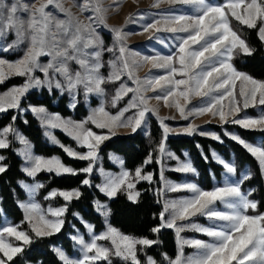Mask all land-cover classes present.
Masks as SVG:
<instances>
[{
	"label": "snow or ice",
	"instance_id": "6c2138e0",
	"mask_svg": "<svg viewBox=\"0 0 264 264\" xmlns=\"http://www.w3.org/2000/svg\"><path fill=\"white\" fill-rule=\"evenodd\" d=\"M160 2L161 0H156L153 6L158 7ZM169 2L189 5L194 9V14L169 15L143 26L144 31L155 29L184 35L177 36V50L174 55L142 58L145 63L151 62L153 67L165 69L166 74L141 80L136 75V69L141 67V64L134 58L129 60V55L134 57L138 54H129L124 43L127 34L123 33L122 28L107 24L106 10L103 9L101 0H84V3L80 5L81 11L86 10L89 4L93 5L96 16L89 17L88 24H84L69 9H65L61 0H44L39 7L35 4L6 5L4 0H0V37H6L10 32H14L16 36L12 44L0 46V52L15 50L19 45L25 44L24 54L20 59L10 62L0 58V83L13 75L26 77L23 86L0 93V113L7 112L9 109L22 111L21 98L33 87L46 85L50 91L53 86L61 92L68 91L73 97L71 106L75 107L76 92L80 86H83L86 95L95 93L103 96L105 94L103 85L120 81L124 75H127L135 84V87H128L121 83L117 89L112 100L113 107L129 92L133 93V97L128 105L115 115L106 111L103 103L99 108L93 109L86 120L80 122L65 120L58 114L48 113L44 107L30 108L42 125L49 129L46 135L53 143L59 144L69 157L89 162L83 169L77 170L66 166L59 157L45 158L32 155L29 141L11 124L0 129V149L10 146L8 136L13 134L25 146L19 150V154L30 165L23 169L30 177H35L41 171L54 172L56 175H78L82 172L90 176L98 158L100 144L116 135V129L130 127L132 132H136L145 121L147 113L158 116V109L149 104L151 99L163 101L167 107H175L185 120L189 116L211 114L213 117L218 116L222 123H233L246 130L264 132V111L257 118L245 115L241 118L229 119V117L238 116L249 107L264 106V81L256 80L240 72L231 62L236 55L250 56L255 51L232 27L233 20L249 29H257L258 38L264 42V0H223L220 4L212 3L210 0H169ZM50 5L64 12L65 19H57L50 11H46ZM19 11L28 13V19L22 20L17 15ZM97 20L110 28L119 45L118 48L106 49L108 52L118 51L119 53L115 60L108 61L112 71L107 77L100 71L104 66L103 40L92 27V23ZM41 57H50V60L47 63H41ZM71 62L79 66L78 71L70 69ZM36 71L43 73V80L35 76ZM56 74L63 77V84L55 79ZM237 81L240 82L239 86ZM149 91L156 95L147 96L146 93ZM193 97L203 98L201 105L188 109L186 112V105L191 103ZM181 100L185 103L182 104ZM134 108L137 109L135 114L125 117V113ZM12 119L15 121L16 117L13 116ZM165 119L167 118H159L163 128V138L158 149L161 156L165 154L164 141L170 132L176 131L164 123ZM89 123L96 128L107 129V134L98 135L85 127ZM57 128L62 129L75 140L78 146L86 147L87 151L78 153L60 144L50 131ZM197 130L198 126L193 123L182 129L189 135ZM225 134L238 142L256 159L261 175L264 176V144L253 145L239 135L227 132ZM211 135L214 139L220 140L218 135L214 133ZM168 155L172 156L171 153ZM213 156L223 165L227 173L236 174L237 169L234 163L225 162L215 153ZM113 159L118 160L116 157ZM4 160L5 157L0 155V174L7 170V165L3 164ZM119 162L122 164V161ZM151 162L152 156L149 155L145 164ZM174 170L184 173L196 172L190 162L181 163ZM100 175L103 177V182L96 187L101 192L108 197H115L119 191L123 190L133 203H136L141 195L135 190L136 183L140 180L148 182L153 180L151 173L142 174V168H137L134 174L127 170L113 174L101 168ZM251 177V171L246 170L238 180L214 187L212 190H204L194 183L165 182L167 191L191 193L188 197L163 201V208L159 213L160 224L150 229L154 234L160 233L161 229L175 230L178 251L175 259L169 257L167 253L163 254L168 264H264V213L258 211L257 201L249 199L255 189H249L247 193L241 190L243 182ZM161 179H164L163 168ZM82 184L92 186L88 178L84 179ZM23 187L30 193V202L22 203L20 207L24 209L25 220L31 232L35 237H48L59 232L64 224L62 216L67 211V205L45 210L34 201L35 193L44 185L25 184ZM57 195L70 202L73 198L78 199L82 194L79 189L53 190L45 199H51ZM217 202L223 206L224 210L217 208ZM95 207L107 222L110 214L107 205L95 201ZM249 210H252L254 214H249ZM197 215L206 216L213 225L204 227L195 223H185ZM19 227V225L0 227V253L3 254L0 256V264H8V261L23 251V246L32 243V237L27 232L18 230ZM87 227L92 233L93 226L87 225ZM185 229L203 233L211 239H184L181 233ZM9 237H14L15 241H22L23 244L14 246L15 242H8ZM72 239L81 246L83 255L79 259H73L63 250L53 249L63 264H96L97 261L112 264L111 256L119 257L127 264H141L137 256V245L143 246L141 248L143 251L144 248L159 243L158 240L147 237L123 234L111 225H108L105 232L92 235L90 241H85L82 236L72 237ZM99 241H109L110 244L106 246L98 243ZM185 246L196 249V252L192 256H185ZM146 264H156V261L152 257H146Z\"/></svg>",
	"mask_w": 264,
	"mask_h": 264
},
{
	"label": "trees",
	"instance_id": "16d2710c",
	"mask_svg": "<svg viewBox=\"0 0 264 264\" xmlns=\"http://www.w3.org/2000/svg\"><path fill=\"white\" fill-rule=\"evenodd\" d=\"M217 1L223 3V0ZM232 27L238 31L255 51L250 56L236 55L231 62L239 71L263 80L264 42H261L258 38V30L249 29L235 20L232 21ZM4 55L9 58L15 56L13 53L11 55L4 53ZM103 69L105 72L106 67L104 66ZM23 81L24 78L22 76H11L3 83H0V89H6ZM31 104L43 105L49 111H56L62 116H70L79 120L85 119L88 114V107L85 104L82 93L78 94L75 107H71L69 95L56 88H52L51 91L46 87H42L40 90L31 89L27 91L21 98L20 108L28 107ZM247 111L251 114L256 113L253 107L248 108ZM13 116L16 117L15 121L12 119ZM9 124L15 126L31 140L33 149L37 154L43 156L57 155L62 162L77 170L83 169L88 165V161L69 157L59 145L49 143L43 126L31 111L9 109L7 112L0 113V129ZM87 125L96 131L102 130L91 123ZM208 126L219 134L220 140L197 133L191 135L179 134L168 135L165 144L181 158L184 157L185 151L188 153L197 171L194 179L205 190L213 188L215 180L221 179L224 170V167L213 159V150L219 152L226 160H233L237 169L235 175L239 178L243 169L248 166L252 177L243 182L241 190L247 193L249 189H255L249 199L257 201L258 211L263 212L264 176L261 175L259 165L246 149L225 134V130L233 131L241 138L251 142L260 140V144H264V132L246 130L233 123H209ZM54 134L63 144L71 145L79 150L85 149V147L78 146L75 140L61 130H55ZM8 137L10 146L0 149L1 155L5 157L3 164L7 165V170L0 174V222L6 216L11 224L19 225L20 229L25 230L32 237V243L23 246V251L15 255L11 261H8V264H63L56 252L53 251L54 247L61 245L68 253H73L75 248L70 233L76 227L84 232L86 231L85 225L75 213L80 214L84 220L91 222L95 230H102L106 226L102 215L96 210L95 199L108 202L110 209L109 222L119 231L132 236L147 237L148 239L159 241L157 244L144 248L143 251H141L143 246L137 245V256L141 264H146L148 255L153 256L156 264H168L163 257L164 253H167L172 259L176 257L178 246L174 231L172 229H161L158 234L150 231L153 227L159 226V213L163 208L162 203L153 190L159 180V165L156 155L163 138V130L154 117L150 118L148 133L138 129L136 132L116 134L103 141L98 151L105 168L117 169V166L109 160V152L112 151L123 158L124 167L130 171L137 167H142V169L152 172V182L141 180L136 183V188L141 193L136 203L131 202L123 190L119 191L115 197H108L93 183L91 187L83 185L82 181L87 177V174L82 172L78 175H56L54 172L41 171L35 177L28 176L22 169L23 160L15 150L19 142L15 141L11 135ZM149 155L152 156V162L145 164ZM167 173L175 179H182L183 177V173L180 172L168 171ZM91 178L93 182L99 180L96 174L91 175ZM23 180H39L42 182L41 184L44 187L40 188L34 196L36 202L42 208L48 205H67V211L63 215L64 224L59 232L48 237H35L34 233L31 232L30 226L25 220L24 209L20 207V202L27 198L26 190L22 185ZM52 188H76L79 189L82 195L78 199L73 198L70 202L65 201L59 195L51 199H45ZM249 213H253L252 210H249ZM9 240L15 242V244H23L22 241H15L14 237H9ZM114 263L127 264L122 259H114Z\"/></svg>",
	"mask_w": 264,
	"mask_h": 264
},
{
	"label": "rangeland",
	"instance_id": "374dc122",
	"mask_svg": "<svg viewBox=\"0 0 264 264\" xmlns=\"http://www.w3.org/2000/svg\"><path fill=\"white\" fill-rule=\"evenodd\" d=\"M42 2H44V0H4V3L6 5L18 3L19 5L31 6V5L35 4L36 7H39L40 3H42ZM61 2H62V5L65 9H69L71 11V13L75 17H78L79 20L82 21L84 24L90 23L89 17L95 18V16H96V13L93 10L92 4H89L87 6L86 10L81 11L80 5L84 3V0H61ZM210 2L215 3V4H220L217 0H210ZM155 3H156V0H101V5H102L103 9L106 10L105 16L107 18V24L111 27L122 28L123 33L127 34L126 38L124 40V43L126 44L128 50H129V54H138L134 57L132 55H129V60L131 61L134 58L136 61H138L141 64V67L136 69V75H138V77L141 80H143L146 77H150V76H159V75H165L166 74L165 69L153 67V64L151 62L145 63L142 60V58L143 57H154L157 55H159V56L174 55L176 50H177V48H176V45L178 43L177 36L178 35H184V34L172 33L169 31H156L155 29H150L149 31H144L143 26L145 24L151 23L153 20L161 19V18H163L165 16H169V15L194 14V9L189 5L172 4L169 2V0H161V2L159 3V6L155 7V6H153ZM46 11H50L52 13V15L55 16L57 19H60V20L65 19V13L61 12L59 9L53 8L51 5L49 6L48 9H46ZM17 15L22 20L28 19V13H26L24 11H19L17 13ZM92 27L95 28L97 35L103 40V47H104L105 51L103 52V55H102V61H103V65L106 67V70L104 72V69H103L104 66H103L100 69V71L105 77H107L109 75V73L112 71L110 65L108 64V61L115 60L116 57L119 55V53H118V51L108 52V51H106V49L118 48L119 45L115 39V34L110 31L109 27H105L103 24H100L98 20L92 23ZM158 27H160V26H158ZM15 40H16L15 33L10 32L6 37H0V46H7L9 44H12V42ZM24 49H25V44H21L15 50H9L7 52H0V58L6 59L10 62L16 61L23 56ZM4 53H8L10 55L13 53L15 56L12 58H9V57L5 56ZM49 60H50V57H41L40 58L41 63H47ZM69 67L72 71H78L79 70V66L77 64H75L74 62H71ZM35 76L40 78L41 80L44 79V75L40 71H36ZM23 78H24V81L22 83L13 84L6 89H0V93H5L9 89H12L14 87L23 86L26 82V77H23ZM55 79L60 80L62 84L64 83L63 77H61L59 74H56ZM254 79H256V78H254ZM256 80L264 81V79L263 80L256 79ZM121 83L126 84L128 87H135V84L127 77V75L122 76L120 81H116L114 83H106L105 85H103V87L105 89V94L103 96L97 95L95 93H89L86 95L85 91L83 89V86H80L77 89L75 99L77 101L78 94L82 93L84 100H85V104L88 107V114H87V117L85 119L79 120V119H74L73 117H70V116H62L59 112L49 111L46 109L45 106L39 105V104H31L28 107H21V109H22V111H26V110L31 111L30 110L31 107H44L48 111V113L58 114L59 116H61L65 120L70 119L72 121L80 122V121L86 120L92 114V110L99 108L101 106V104L103 103L106 111L115 115L121 109L125 108L133 97V93L129 92L127 95H125L122 99H120L117 102L115 107L112 106L113 97L116 95V91L120 87ZM239 83L240 82L237 81L238 86H239ZM42 87L48 88L46 85H44L41 87H33V88H30L29 90H31V89L40 90ZM53 88H55V87L53 86ZM58 90L61 91L60 89H58ZM63 92H66L69 95V104L71 106L73 103L72 95L68 91H63ZM146 95L149 97H154L156 95V93L149 91L146 93ZM202 99L203 98H201V97H193L191 100V103L186 105V112L188 111V109H192L194 107H199L201 105ZM93 100H94V103H93ZM120 103H122V104L120 105ZM181 103L184 104L185 102L183 100H181ZM149 104L151 107L158 109V116L154 115L152 113L146 114L145 121L142 122L141 127L138 128V129H141L142 131H144L146 133L149 132L150 118L151 117H154L160 126H161V124H160L159 118H167L164 120V123L167 124L170 129L176 130V131L170 132L169 135L186 134L182 131V129L186 128L190 123H193V124L198 126V130L195 133L200 134L201 132H203V133H205L204 135L211 136V137H213L211 134L214 133V134L219 136V134L214 129H212L210 126H208V124L209 123L224 124L220 121L218 116L213 117L211 114H206V115H202V116H189V118L187 120H185L181 117L180 113L178 112V110L175 107H167L164 105L163 101H157L155 99H151L149 101ZM253 108L256 112L254 114L249 113L246 109V110L242 111L238 116L229 117V119L241 118L245 115H247L248 117H251V118H257L261 114V112L264 111L263 106H257V107H253ZM136 111H137V109H135V108L131 109L130 111L125 113V117L133 116ZM40 123H41V121H40ZM41 125H42V123H41ZM42 126L44 129L45 135H46V132L49 131V129H47L44 125H42ZM85 127L90 128L93 132L97 133L98 135L107 134V131H108L107 129H102L100 131H96L94 128H92L91 126H88V125H86ZM13 128H15L16 131L20 135H22L23 137H25L29 141V144L31 145L32 155L42 156L45 158H51V156H43V155L37 154L33 149V144L31 142V140L28 139L15 126H13ZM161 128H162V126H161ZM55 130H61V131H63V130L59 129V128L50 130L52 135H54L56 137V139L60 142V144H63L58 139V137L54 134ZM162 130H163V128H162ZM130 132H132V129L130 127H121V128L116 129V134H123V133H130ZM226 132L236 134L233 131L225 130V133ZM9 135H11L15 141L19 142L14 137L13 134H9ZM187 135H189V134H187ZM46 137H47V140L49 143L56 144V143L52 142V140L50 139V137L48 135H46ZM220 139H221V137H220ZM8 141H9V137H8ZM246 141L253 144V145H261L260 140H257L256 142H251L248 140H246ZM164 144H165V141H164ZM57 145H59V144H57ZM63 145L70 147L71 149L75 150L78 153H85L87 151L86 147L84 150H79L78 148L73 147V146L68 145V144H63ZM24 147L25 146L23 144H21L20 142H19L18 146L15 147L17 154L23 160L22 169L30 166L28 164V162L25 161L24 157L21 154H19V150L23 149ZM158 149H159V147H158ZM169 153H171L172 156H169L168 155ZM213 153H215L216 156L220 157L225 162L233 163V160H226L219 152H217L216 150H213L212 151V157L216 162H218V161L213 156ZM0 155H1V153H0ZM52 157H59V156L55 155ZM113 157L118 158V160L113 159ZM173 157H177L178 159H175ZM109 160L117 166L116 170L105 168L103 165V162H102V158L100 157L99 152H98V158L96 159V161L94 163L93 172L91 175L96 174L99 177V180L93 182L91 175L90 176L87 175V177H86V178L90 179L91 182L95 186L99 185L103 182V177L100 175V169L101 168L105 172L113 173V174H119L122 170H127L130 173L134 174L135 170L137 168H142V167H137L136 169L130 171L129 169L124 167L123 158L119 154L112 152V151L109 152ZM156 160H157L158 165H159V180H158V182H156L158 184H156V186L153 188V190L156 193L160 202L162 203V206H163V201H165V200H176V199H179L182 197H188L191 195V193H189L187 191H181V192L167 191L166 186H165V182H169L172 184L194 183L197 186H199L200 188H202L194 179V177L197 174V171L195 173L180 172V173H183L182 179L172 178L167 173L168 171H175L174 169L179 167L181 163H189L190 162L191 165L193 166L192 161H191V159H190V157L186 151L184 152V157L181 158L172 149L168 148L165 144V154L163 156H161V154L158 151V153L156 155ZM119 161H122V164ZM66 166H69V165H66ZM162 168H163V177H164L163 180L161 179V169ZM246 170L249 171L248 166H246L243 169L241 174L243 172H245ZM176 172H178V171H176ZM147 173L152 174V172L146 171L143 168L142 174H147ZM238 179H239V177H237L236 175L227 173L226 169L224 168V170L222 172L221 179L215 180L213 188L217 187V186H224L225 183H232L233 181L238 180ZM25 184L31 186V185H34V182L23 180L22 185H25ZM73 189H76V188H72V189L52 188L51 190L52 191L53 190L71 191ZM212 189H210V190H212ZM25 190H26V193L30 194L27 189H25ZM135 190L139 191L136 188V186H135ZM243 192H245V191H243ZM49 193H47V196ZM28 194H27V198H28ZM27 198L21 202H23V203L30 202V199H27ZM251 200H253V199H251ZM95 201H99L102 204H106L108 209H109L107 201H102L99 199H95ZM95 201H94V204H95ZM64 206L65 205H59V206L48 205V206L44 207L43 209H45V210H47L48 208L57 209V208H61ZM217 208L220 210H224L223 206L219 202H217ZM261 213H264V211ZM249 214H254V213H249ZM75 215L83 222V224L85 225L86 231L84 232L80 228L76 227L75 230L70 233L71 238L82 236L85 239V241H90L92 235H98L100 233L105 232L107 230L108 225H111L112 227H114L109 222V216L107 217V222H106L105 217L101 214L103 217V221L106 224L105 228L102 230H95L93 227V232L90 233L88 231L87 225L93 226V224L91 222L81 218L80 214L75 213ZM49 218H51V217H49ZM62 219H63V216H62ZM166 219H167V216H166ZM185 223H195V224H198V225H201L204 227H209V226L213 225V222L211 220H209L206 216H203V215L194 216L191 218L190 221H186ZM5 225H16V224H11L9 218L4 217L2 222H0V227H3ZM114 228H116V227H114ZM18 230L25 231V230L20 229V228H18ZM172 230L175 233V230L174 229H172ZM121 233H123V232H121ZM123 234H125V233H123ZM126 235H129V234H126ZM175 236H176V233H175ZM134 237H136V236H134ZM181 237L184 239H188V240H192V239L210 240L211 239V238L207 237L206 235H204L203 233H200V232H197V231H194L191 229H185V231H183L181 233ZM176 241H177V246H178L177 236H176ZM8 242H11L9 240V238H8ZM73 242H74V248H75L73 253H68L61 245H56L54 248L63 250L67 254V256H69L70 258L79 259L83 255V253L80 250L81 246L75 240H73ZM98 243L106 245V246H108L110 244L109 241H99ZM19 245H21V244H15L14 246H19ZM195 252H196V249H194L192 247H189V246L184 247V255L185 256H192ZM2 255L3 254L0 253V256H2ZM147 257L153 258V256H151V255H148ZM110 259H111L112 264H115L114 259H121V258L116 257V256H111ZM173 259H175V257ZM34 264H36V263H34ZM96 264H107V262L106 261H97Z\"/></svg>",
	"mask_w": 264,
	"mask_h": 264
},
{
	"label": "crops",
	"instance_id": "0c3cea01",
	"mask_svg": "<svg viewBox=\"0 0 264 264\" xmlns=\"http://www.w3.org/2000/svg\"><path fill=\"white\" fill-rule=\"evenodd\" d=\"M55 156V155H54ZM52 157V156H51ZM34 182V184H36V183H42L41 181H39V180H34L33 181ZM50 191H52V190H50ZM49 191V192H50ZM48 192V193H49ZM28 194V193H27ZM35 196V195H34ZM27 199H30V194H28V198ZM24 201V200H23ZM34 201L36 202V200H35V197H34ZM23 202H20V205L22 204ZM37 203V202H36ZM6 217V216H5ZM29 264H32V263H29ZM34 264V263H33Z\"/></svg>",
	"mask_w": 264,
	"mask_h": 264
}]
</instances>
